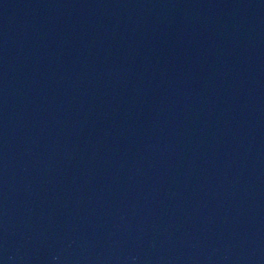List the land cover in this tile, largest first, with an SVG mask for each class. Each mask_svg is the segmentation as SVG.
Returning a JSON list of instances; mask_svg holds the SVG:
<instances>
[{
  "label": "water",
  "instance_id": "1",
  "mask_svg": "<svg viewBox=\"0 0 264 264\" xmlns=\"http://www.w3.org/2000/svg\"><path fill=\"white\" fill-rule=\"evenodd\" d=\"M0 264H264V0H0Z\"/></svg>",
  "mask_w": 264,
  "mask_h": 264
}]
</instances>
